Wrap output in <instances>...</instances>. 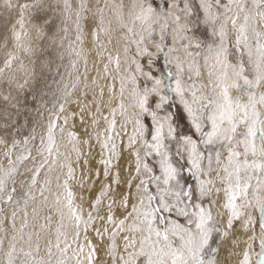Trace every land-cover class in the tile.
Listing matches in <instances>:
<instances>
[{
  "label": "snow or ice",
  "instance_id": "1",
  "mask_svg": "<svg viewBox=\"0 0 264 264\" xmlns=\"http://www.w3.org/2000/svg\"><path fill=\"white\" fill-rule=\"evenodd\" d=\"M3 7L17 18L0 34V48L11 44L0 67L9 85L0 94V264H228L221 247L239 244L238 221L245 233L258 225L259 235L253 230L241 253L227 255L264 264V0H3ZM57 12L61 45L73 26L71 68L83 61L84 71L59 91L53 112L21 53L33 54L29 26L44 38ZM80 85L92 90L90 102L72 99ZM91 105L88 124L82 114ZM77 116L83 136L73 130ZM101 119L106 128L95 131ZM92 140L104 182L85 211V193L100 176L81 160L90 152L80 145L91 149ZM124 151L134 167L122 179ZM90 232L107 242L94 243ZM257 240L259 251L250 253Z\"/></svg>",
  "mask_w": 264,
  "mask_h": 264
},
{
  "label": "rangeland",
  "instance_id": "2",
  "mask_svg": "<svg viewBox=\"0 0 264 264\" xmlns=\"http://www.w3.org/2000/svg\"><path fill=\"white\" fill-rule=\"evenodd\" d=\"M12 2L15 4L17 2V0H12ZM20 2H31V0H20ZM101 2H103V0H101ZM125 3L126 4L130 3V0H125ZM156 3L163 6L164 0H156ZM16 18H17V11L16 10L8 11L7 9H5L3 7V0H0V34H2L5 31V22H7V27L10 28L12 23L15 22ZM62 19H63V17L57 12L55 14L53 26L51 28H45L46 35L44 38H36L35 30L31 29V27L29 26L30 31H31V35L33 38L32 39L33 54L31 57H25L21 53V58L24 59L25 64L28 65L29 70L30 71L34 70V72H35V77L32 80H30V83H37L38 82L37 86L40 87V89H41V93L43 95V102L46 103L47 109L51 110L53 112L56 111V108L58 106V102H59L58 101V93H59V91L62 90L64 85H66V84L71 86V84L74 80V77L77 74L82 73L84 71L83 61H81L77 65L76 70H73L71 68V61H72L73 57L69 56V54H68V41L74 38V33L72 31L73 26L71 25V23H69V25H68V28H69L68 39L65 40L62 45L60 43V37L63 36V32L60 31V29H62L64 26L60 22ZM26 22H27V20H26ZM54 35H55V42H53V36ZM116 35H119V33L117 32L114 34L113 44L109 46L111 48L115 47V36ZM169 43H170V41H169ZM0 44H2V40H0ZM10 48H11L10 43H9V46L7 49L0 48V67L3 66V60L6 56L7 51ZM131 51L133 53L135 52V46L134 45L132 46ZM153 51H154V49H153ZM61 56L63 57L62 59H61ZM29 59L35 61V63L29 64ZM103 62H107L106 58ZM142 62L147 67L146 58ZM158 63L162 65V63H163L162 59L160 61H158ZM88 67H89L88 77H89V80H91L92 72H91V68H90V57H89ZM13 69L15 70L14 74L17 78V81L19 83H23V79H24L25 74L23 72H21L20 70H18L17 65L15 63L13 65ZM154 70L158 71L159 69L154 67ZM110 72H112V76L115 75V72L112 71V66H110ZM12 74H13L12 71H8L9 76ZM118 83H119V81H118ZM82 86L80 85L77 88V91H75V93L76 92L77 93L76 94L74 93V95L72 96L73 100H76L77 98L84 100L83 97L80 95V88H82ZM117 87L119 88V84ZM8 90H9V85H8L7 77L6 76H0V94L6 92ZM25 91H30V90L26 89ZM11 92H12L13 96H15L17 94L16 89H15V84L11 85ZM21 100L23 101V95H21ZM91 100H92V96L89 94L87 97V101H85V103H88ZM33 107H34V105H33ZM90 109L88 110L89 112H94L95 111V105H91ZM76 111H78V109H77L76 104H75V106L72 108V110L70 112H76ZM46 115H47V113H46ZM78 119H79V116H77L75 121H74L75 124H77V126L80 125V123L78 122ZM116 120H117V129H119L121 117L117 115ZM76 121H77V123H76ZM87 122H89L88 124L91 123L90 115H89V119ZM22 123H23V121H22ZM28 127L30 128L31 125H28ZM79 128L74 129V131L82 134L81 136H83L82 126L80 125ZM104 128H106V124L101 119L100 127L98 129H95V131H103ZM37 131L39 134L40 129H38ZM129 131H131V125H129ZM57 139L59 142V136L57 137ZM119 142H120V144L122 143L121 140L118 139L117 144ZM37 143H38V140H37ZM91 143H92L91 149H89L87 146H85L83 144L80 145L82 153H89L90 152V157H85L82 155L81 160L83 161L86 158L89 159L90 167H92L94 171H99L100 176L96 180V189H94L91 194L85 193V211H87V203H86L87 200L91 197H94V195L96 194V191L100 187V183L104 182L102 165L98 164V166H97L98 168H96V163L100 159L101 149L95 140H92ZM120 144H118V145H120ZM0 151H2V150H0ZM122 159H126V161L128 162V165L125 169V173H122L121 178L123 179V178L128 176V170L132 169L134 167V165L132 164L133 158L129 156L127 151H124L122 153V156H121L119 162H121ZM73 160H75V156H73ZM0 162H3L2 156H0ZM113 171H115V169H113ZM79 172H80V170L78 169L77 170L78 175H79ZM55 175H56V173L52 174L53 187L55 186ZM40 179H43V174L41 175ZM121 189L126 190L123 188V185L121 186ZM75 190L77 191V195L79 196V190L78 189H75ZM78 203H79V200H78ZM106 203H107V201L102 202L101 211H103L104 205ZM29 211H31V209H29ZM7 215H9V213L6 212L5 216H7ZM17 224L19 225V221H17ZM241 224H242V221L236 222L235 223V229H234L236 238L239 240V244L231 245L229 243V244H225L221 247V257L220 258L222 260L227 258L228 264H236L237 260L239 258H241L239 255L228 256L227 255L228 252H232V253H236V254L241 253L242 249L246 247L245 242L248 241V237L250 235H252L253 230H255L256 234L259 235L258 225H250L248 232L245 233L241 227ZM4 227L9 232L11 231V225L8 223L7 220H5ZM0 235H2V233H0ZM89 237L93 239L94 243H100L101 245H103L107 242V238H105L104 241H99L98 238H94L91 232L89 233ZM231 239H232V237L230 236L229 241ZM121 243L122 242L120 241L119 237H117V244L120 245ZM251 243H253V248H251L249 250L250 253L255 252V251H259V247H258L259 241L257 240L255 242H251ZM6 245H7V242H5V247H6ZM99 257L101 260H103L105 262L108 261V257H107V255H105L103 250H101L99 252ZM253 264H254V260H253Z\"/></svg>",
  "mask_w": 264,
  "mask_h": 264
},
{
  "label": "bare ground",
  "instance_id": "3",
  "mask_svg": "<svg viewBox=\"0 0 264 264\" xmlns=\"http://www.w3.org/2000/svg\"><path fill=\"white\" fill-rule=\"evenodd\" d=\"M88 47L89 48H91V43L89 42V44H88ZM96 61V56H95V51H93L91 54H90V68H91V72H92V75H91V77H93V76H95L96 75V69H95V67L93 66V64H94V62ZM100 68H101V72H102V68H103V64L101 63L100 64ZM10 74V73H9ZM112 81V77L111 76H109V77H107L106 79H104V80H101L100 81V83H101V85H107L108 83H110ZM91 82V80H89V83ZM118 80L117 81H115V90H116V94L118 95V91H119V88L117 87L118 86ZM82 86V85H81ZM87 91L88 92V95L90 94L91 96H93V92H92V90H84L83 89V86H82V88H80V92L81 91ZM77 91V90H76ZM77 93V92H76ZM75 93V94H76ZM96 94H97V96L99 95V92H98V89L96 90ZM88 95L86 96V97H84V96H82L83 97V99L84 100H81V99H76V100H81V101H83L84 103H85V101H87V97H88ZM76 96V95H75ZM74 96V97H75ZM107 99H108V92H107V88L105 87V95H104V101L102 102V112H103V114L104 115H107L108 114V109L106 108V107H103V103L104 102H106L107 101ZM75 106V104H72V105H69L68 106V108H69V110L71 111L72 110V108ZM112 106H115V101L113 100V104H112ZM77 107V106H76ZM78 109V108H77ZM90 108H88V109H86L85 110V112L82 114L83 116H84V118H85V121L87 122L88 121V119H89V110ZM91 110V109H90ZM88 111V112H87ZM119 116V115H118ZM103 121V120H102ZM78 122L80 123V120L78 119ZM71 123L72 122H70V125H69V127L71 126ZM75 123V122H74ZM76 123H77V121H76ZM78 123V124H79ZM87 123H89V122H87ZM77 125V124H76ZM80 127V125H78L75 129H78ZM80 129V128H79ZM82 129H83V127H82ZM74 130V129H73ZM80 132V131H79ZM82 135V134H81ZM123 142H125L126 143V137L124 138V141ZM92 144V143H91ZM118 144H120V142L118 143ZM81 147V146H80ZM84 148V147H83ZM129 161V160H128ZM125 164H124V163ZM119 164H120V172H121V177H122V173H125V169H126V167H127V165H128V162L126 161V159H122L121 160V162H119ZM98 166V163H96V168H98L97 167ZM101 180V179H100Z\"/></svg>",
  "mask_w": 264,
  "mask_h": 264
}]
</instances>
